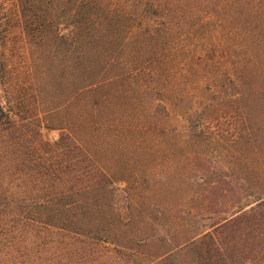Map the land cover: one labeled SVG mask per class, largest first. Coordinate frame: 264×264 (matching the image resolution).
<instances>
[{
	"label": "rangeland",
	"instance_id": "374dc122",
	"mask_svg": "<svg viewBox=\"0 0 264 264\" xmlns=\"http://www.w3.org/2000/svg\"><path fill=\"white\" fill-rule=\"evenodd\" d=\"M0 20V60L5 54L14 74L6 82L15 96L36 97L30 59L35 48L27 44L15 0H0ZM247 55L246 75L217 95L182 80L181 100L161 97L167 87L158 85L149 98L144 76L139 101L136 93L126 99L102 90L45 114L49 128L64 129L41 128L37 148L21 144L30 154L19 158L15 176H28L29 157L36 176H69L82 185L100 180L82 194L83 207L67 214L86 232L98 230L101 239L41 227L21 233L24 227L0 220V264H264V50ZM229 63L222 58L213 68H231ZM78 84L66 79V95ZM1 94L14 98L7 89ZM98 97L93 115L90 106ZM153 98L163 99L169 116ZM150 99L158 113L148 117ZM66 128H75L78 142L85 138L97 172L75 151L55 160L43 148L68 134ZM6 161L1 151L0 180L9 176Z\"/></svg>",
	"mask_w": 264,
	"mask_h": 264
},
{
	"label": "trees",
	"instance_id": "16d2710c",
	"mask_svg": "<svg viewBox=\"0 0 264 264\" xmlns=\"http://www.w3.org/2000/svg\"><path fill=\"white\" fill-rule=\"evenodd\" d=\"M15 1L27 44L35 48L34 52L30 48V59L32 73L36 74L33 92L37 91V96H15V89L6 82L8 75L14 78V74L5 66L2 54L0 155L2 151L9 176L0 180V220L5 225L24 227L21 233L26 228L41 227L45 232L57 230L101 239L98 230L86 232L67 214L83 207L82 194L93 192L100 180L82 185L69 176H36L29 157L28 176H15L20 170L19 158L30 154L22 151L21 144L37 148L42 144L41 128L64 129L49 128L43 121L45 114L65 110L84 93L94 95L102 90L109 97L121 93L120 97L126 99L136 93L133 97L139 101L144 76L148 79L144 78L149 98L158 85L167 87L161 97L168 93V97L181 100L182 80L193 90L217 95L224 92L226 83L235 86L246 75V67L250 66L247 64L251 63L247 54L251 49L264 50V0ZM210 31L214 32L212 39L207 36L205 40ZM0 43L3 44L1 36ZM240 53L244 57L236 60ZM222 58L230 61L231 68L214 70ZM66 79L79 81L69 95L64 89ZM129 81L134 82L135 89L129 88ZM6 89L14 94L13 99L2 96ZM48 91L49 98L44 96ZM153 99L162 103L161 109L169 116L163 99ZM104 100H109L107 94ZM155 101L150 99L145 111L148 117L158 113V106L151 104ZM96 105L97 101L90 106L93 115ZM65 130L68 134H61L53 144L43 143L51 159L67 157L75 151L93 167L92 172H97L85 138L83 145L74 137L75 128Z\"/></svg>",
	"mask_w": 264,
	"mask_h": 264
}]
</instances>
